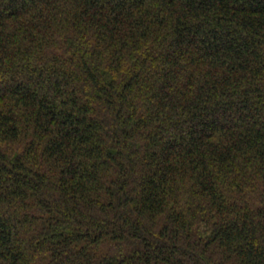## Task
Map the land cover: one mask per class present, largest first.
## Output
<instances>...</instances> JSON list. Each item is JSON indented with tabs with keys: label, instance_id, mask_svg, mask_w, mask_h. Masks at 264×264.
Here are the masks:
<instances>
[{
	"label": "trees",
	"instance_id": "16d2710c",
	"mask_svg": "<svg viewBox=\"0 0 264 264\" xmlns=\"http://www.w3.org/2000/svg\"><path fill=\"white\" fill-rule=\"evenodd\" d=\"M0 264H264V0H0Z\"/></svg>",
	"mask_w": 264,
	"mask_h": 264
}]
</instances>
